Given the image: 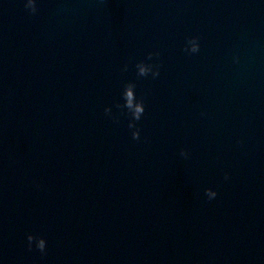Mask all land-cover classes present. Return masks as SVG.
<instances>
[{"label":"water","instance_id":"95a60500","mask_svg":"<svg viewBox=\"0 0 264 264\" xmlns=\"http://www.w3.org/2000/svg\"><path fill=\"white\" fill-rule=\"evenodd\" d=\"M25 2L0 0V264H264V0Z\"/></svg>","mask_w":264,"mask_h":264},{"label":"clouds","instance_id":"9594fccd","mask_svg":"<svg viewBox=\"0 0 264 264\" xmlns=\"http://www.w3.org/2000/svg\"><path fill=\"white\" fill-rule=\"evenodd\" d=\"M25 8L30 10V12L35 13L37 11L36 0H26ZM200 50V44L198 37H189L187 40V44L185 45V51L189 53H197ZM159 53L149 52L147 54L148 60L150 61L152 57ZM137 76L138 77H146L149 73H151L153 78H156L160 75V65L153 63H146L145 61H138L136 63ZM124 70H127V64L124 65ZM135 82L128 81L123 86V91L121 92V97L123 99V103L117 101L115 107L120 109L121 112H125L129 115L130 119L128 121V127L132 129V138L134 140H138L140 138V129L137 126V121L142 118V115L145 111V102L144 97L137 98L135 92ZM105 114L112 115V108L110 106L105 107ZM116 119V117H113ZM181 155L187 157L188 152L185 149H181ZM225 178H227V173L225 174ZM205 193L209 200L215 198L217 196V192L212 188L205 189ZM28 247L31 249L33 247V243H35V247L43 254L46 252V240L43 236H37L33 233H29L27 235Z\"/></svg>","mask_w":264,"mask_h":264}]
</instances>
